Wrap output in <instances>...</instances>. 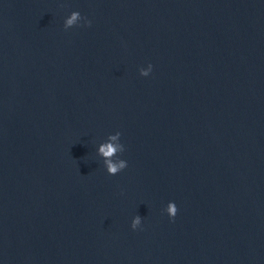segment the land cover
<instances>
[{
    "label": "water",
    "instance_id": "1",
    "mask_svg": "<svg viewBox=\"0 0 264 264\" xmlns=\"http://www.w3.org/2000/svg\"><path fill=\"white\" fill-rule=\"evenodd\" d=\"M0 264H264V0H0Z\"/></svg>",
    "mask_w": 264,
    "mask_h": 264
},
{
    "label": "clouds",
    "instance_id": "2",
    "mask_svg": "<svg viewBox=\"0 0 264 264\" xmlns=\"http://www.w3.org/2000/svg\"><path fill=\"white\" fill-rule=\"evenodd\" d=\"M77 16H78L77 13H73V15L67 20V23L72 24L77 19ZM149 67L151 68V65H149ZM111 140L115 141L116 137L115 136L111 137ZM118 148H119V145L113 144V143H108V144L102 146L101 152L105 156H111L112 153L114 151H116ZM108 165H109V171L115 172L116 170L123 168L125 165V162L120 161L119 163H113L111 160H109ZM177 211H178V209H177V205H176L175 201H170L168 206H167V213H168L169 217L174 218L177 214ZM139 224H140V218L137 217L133 221V227L135 228Z\"/></svg>",
    "mask_w": 264,
    "mask_h": 264
}]
</instances>
